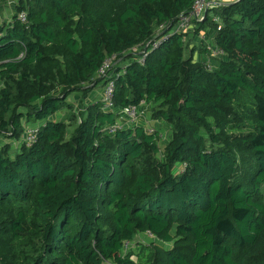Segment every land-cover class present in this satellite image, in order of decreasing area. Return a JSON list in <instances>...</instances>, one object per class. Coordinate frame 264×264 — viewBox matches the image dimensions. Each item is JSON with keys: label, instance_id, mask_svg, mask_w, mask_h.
Segmentation results:
<instances>
[{"label": "trees", "instance_id": "1", "mask_svg": "<svg viewBox=\"0 0 264 264\" xmlns=\"http://www.w3.org/2000/svg\"><path fill=\"white\" fill-rule=\"evenodd\" d=\"M194 1L24 0L0 24V264H136L124 244L148 231L174 243L159 250L166 264H246L262 251L264 0L209 10L152 51L157 28ZM209 29L225 53L217 69L207 47L186 55ZM115 54L131 59L116 67L115 109L158 105L152 119L173 130L163 161L157 131L104 133L118 115L100 101L70 138L71 120L55 116L73 109L70 95L88 99ZM26 123L38 124L37 141L13 152Z\"/></svg>", "mask_w": 264, "mask_h": 264}, {"label": "built area", "instance_id": "2", "mask_svg": "<svg viewBox=\"0 0 264 264\" xmlns=\"http://www.w3.org/2000/svg\"><path fill=\"white\" fill-rule=\"evenodd\" d=\"M3 0H0L2 2ZM218 7V0H195L192 6V9L188 13H184L180 16L179 20L173 25V28L169 27V24H163L159 26L156 30L157 39H154L151 44L147 45L151 46V50L158 48L163 40L168 35L175 33H188L195 29L196 22H202L205 20V17L209 10L215 9ZM18 18L21 22H27V13L25 11H21L18 13ZM218 21V18H215ZM168 33V34H167ZM167 34V35H165ZM165 35V36H163ZM160 37V38H159ZM146 46V47H147ZM207 50L211 53L212 56H220L225 55V53L219 50L217 47H212L211 45H206ZM134 53H138L140 57L137 59L140 65L144 66L146 64L147 58L149 54L147 50H142L141 47H137L134 50ZM120 61V57L118 54L112 55L108 57L101 67L99 68L95 79H99L104 82V91L101 99L102 106L104 110L109 112H114L118 115L117 123L114 125H108L104 128V133L115 134L120 130L128 129L132 126H135L134 123L141 119L140 106H128L125 108L116 111L115 109V92H116V81L118 73L116 70V66ZM207 66L210 68H214L211 62L206 61ZM81 119L79 120V122ZM138 125V124H137ZM140 126V125H138ZM146 127V126H145ZM149 133L154 132L152 129H147ZM39 132V126H28L25 129L22 137L17 141L19 145L31 146L37 141ZM145 236L149 239H153L154 241H158V238L151 232H146ZM134 247V243L126 242L124 244V250L122 251V256H125L129 250ZM104 264H115L113 262H105Z\"/></svg>", "mask_w": 264, "mask_h": 264}, {"label": "rangeland", "instance_id": "3", "mask_svg": "<svg viewBox=\"0 0 264 264\" xmlns=\"http://www.w3.org/2000/svg\"><path fill=\"white\" fill-rule=\"evenodd\" d=\"M23 1L24 0H6V1L3 0L2 2H0V24H2L3 22L9 23L11 18L15 14V10H16L15 7L20 2H23ZM202 33H203V30L200 31L199 34H195L192 36L193 34L192 33L189 35V37L191 36L192 37L190 38L191 39L190 44L188 43L189 46H188L186 55L190 54L189 52L190 47L193 44H196L193 38H195L198 43L196 45L197 47L193 48L194 49L193 51H197L199 48L206 46L204 44H201V42L206 43V41H210V38L207 40L208 35H205ZM130 61L131 59L126 56L124 59L120 60L117 65H126ZM118 68H121V67L119 66ZM3 84H4V81L0 77V90L3 88ZM61 90L62 89L59 88V91H57L56 93L60 92ZM99 92L100 91L98 89V92L95 93L93 98H97L100 95ZM243 99H246V97H243ZM68 103L72 104L73 111L70 110L69 108H65L61 110L60 112H58L55 116L57 117V119L62 120V121L71 120V123L69 125V134L67 136V138H70L73 130L80 123L79 120L81 119L82 116L86 114L88 100L86 98L83 101L81 98V95L74 93L70 95V97L68 98ZM145 107H147V110L149 112L146 111V115L141 116L142 119H140L134 124L135 125L141 124L142 126H146L147 129H152L153 131H157L159 133V136H160L159 146H160L161 152L157 155V158L158 160L163 161L165 160V150H166L167 143L172 139V136H173V130H172L171 125L168 122L160 120V119L159 120L152 119V114L157 112L158 105L151 103L150 105L145 106ZM25 125H26V128L28 126H36V125L38 126V124H27V123ZM0 141L2 144H6L9 142V140L4 137H0ZM10 146L13 152H15L16 149H19V147H21L17 143V141L14 142V140L10 142ZM177 170H179V167ZM263 193H264V186H263ZM26 228L29 231L30 224H28ZM140 243L141 245H139ZM140 243H136V246H137L136 251L130 257V259H133L136 262V264H166V256L161 254L159 250L165 252V250H170L175 246L174 243H164L160 240L154 241L153 239H141ZM150 250L151 252H149ZM142 251L145 255H143ZM246 264H264V248L259 254L253 257H250V259H247Z\"/></svg>", "mask_w": 264, "mask_h": 264}, {"label": "crops", "instance_id": "4", "mask_svg": "<svg viewBox=\"0 0 264 264\" xmlns=\"http://www.w3.org/2000/svg\"><path fill=\"white\" fill-rule=\"evenodd\" d=\"M237 1H239V0H218V7H221V6H223V5H229V4H232V3H235V2H237ZM202 34H205V35H208V38H207V40L210 38V41H206V43L205 42H201V44H204V45H207V44H209V45H211L212 47H216V45H215V32L213 31V30H211V29H209L207 32H204L203 31V33ZM194 39V42H196V44H193L191 47H190V49H189V52H193L192 53V55H193V58L196 60V59H198V58H200L201 59V54H200V49L201 48H199L197 51H193L194 49V47H197L196 45L198 44L197 43V41H196V39L195 38H193ZM199 46V45H198ZM206 47V46H205ZM225 55H220V56H212L211 55V53L210 52H208V53H206L205 54V61H209V62H211V64H212V66L214 67V68H218V66H219V62H218V59L219 58H223ZM127 65V64H126ZM126 65H120V67L121 68H124ZM98 89H99V93H100V95L97 97V98H93L94 97V95H95V93H97L98 92ZM103 91H104V82H101V83H99V85L90 93V95L88 96V104H91L92 102H96V101H100L101 102V99H102V95H103ZM93 98V99H92ZM144 104V105H143ZM141 106H140V113H141V116H145L146 115V111L147 112H149L148 110H147V107H145V106H148V105H150V104H147V103H143ZM69 113V112H68ZM142 119V118H141ZM140 126H142L141 124H140ZM141 239H149L147 236H145V233H141V234H138L137 236H136V240H135V242L133 241V243H134V247L132 248V249H136V243H140V240ZM139 245H141V243L139 244ZM136 251V250H135ZM128 254V252L127 253H125V256ZM124 256V257H125ZM133 257V256H132ZM131 260H133V259H131ZM134 261V260H133ZM135 262V261H134Z\"/></svg>", "mask_w": 264, "mask_h": 264}]
</instances>
